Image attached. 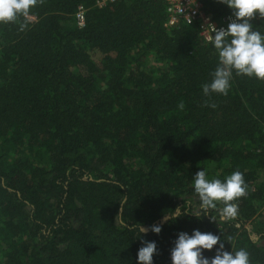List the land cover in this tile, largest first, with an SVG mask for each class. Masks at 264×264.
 Returning <instances> with one entry per match:
<instances>
[{
    "label": "trees",
    "instance_id": "trees-1",
    "mask_svg": "<svg viewBox=\"0 0 264 264\" xmlns=\"http://www.w3.org/2000/svg\"><path fill=\"white\" fill-rule=\"evenodd\" d=\"M96 1L37 0L33 20L0 24V264H136L141 238L170 264L192 229L264 264V81L233 73L226 95L205 96L217 57L196 22L165 25L166 0ZM208 164L210 178L243 173L236 218L165 223L199 210L192 177Z\"/></svg>",
    "mask_w": 264,
    "mask_h": 264
},
{
    "label": "clouds",
    "instance_id": "clouds-1",
    "mask_svg": "<svg viewBox=\"0 0 264 264\" xmlns=\"http://www.w3.org/2000/svg\"><path fill=\"white\" fill-rule=\"evenodd\" d=\"M226 5L232 14V20L226 28H213L214 34L207 37L215 50L217 65L210 73L211 81L202 85L205 96L211 93L226 95L230 82L235 76H245L264 81V33L254 29L251 21L254 18L264 19V0H218ZM37 0H0V24L16 21L19 17L28 19L30 9ZM24 25L21 24V28ZM182 107V105H181ZM193 192L199 198V210L191 213H181L177 206L174 212L168 213L162 219L165 223L175 222L178 218L191 214L201 219V214L210 222L233 220L238 214V206L233 201L246 194L247 184L243 173L239 170L231 172L223 180L209 178L206 169L198 170L192 177ZM185 203V202H184ZM190 204V201L188 202ZM218 205L222 207L218 208ZM217 209L218 215L209 214V210ZM121 215L116 221L125 225ZM139 234H159L160 224L148 228L137 225ZM215 254L207 257L204 252ZM158 253L155 241L143 240L136 253V264H153V256ZM170 264H250L249 255L245 249L225 251L221 237L212 232H202L192 229L191 233L180 231L172 241L169 251Z\"/></svg>",
    "mask_w": 264,
    "mask_h": 264
},
{
    "label": "built area",
    "instance_id": "built-area-1",
    "mask_svg": "<svg viewBox=\"0 0 264 264\" xmlns=\"http://www.w3.org/2000/svg\"><path fill=\"white\" fill-rule=\"evenodd\" d=\"M109 0H97L96 5L101 7ZM167 21L165 25L175 26L180 21L183 22H196L199 26V35L206 42L207 37L214 34L213 28L217 30L226 28L228 23L232 20V14H225L220 18H214L212 15L203 12L200 0H166ZM85 8L82 5L77 7L75 11V23L78 27L85 24ZM31 20L34 18L29 16Z\"/></svg>",
    "mask_w": 264,
    "mask_h": 264
},
{
    "label": "rangeland",
    "instance_id": "rangeland-1",
    "mask_svg": "<svg viewBox=\"0 0 264 264\" xmlns=\"http://www.w3.org/2000/svg\"><path fill=\"white\" fill-rule=\"evenodd\" d=\"M207 171H208V177L210 178L212 175V172H213V170H214V165L213 164H208L207 165Z\"/></svg>",
    "mask_w": 264,
    "mask_h": 264
}]
</instances>
